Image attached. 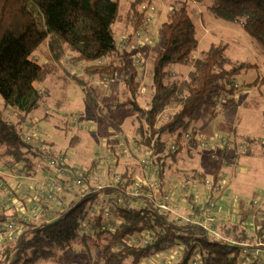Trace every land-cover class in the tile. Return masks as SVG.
<instances>
[{
    "label": "trees",
    "instance_id": "16d2710c",
    "mask_svg": "<svg viewBox=\"0 0 264 264\" xmlns=\"http://www.w3.org/2000/svg\"><path fill=\"white\" fill-rule=\"evenodd\" d=\"M162 1L170 7L161 23L163 41L153 59L151 103L144 107L139 102L142 83L136 77V64L131 53L118 43L115 24L120 23L131 40L145 22L143 5L151 0H0V96L6 108L22 113L17 123L0 113V158L10 166L18 165L19 173L25 176H35L40 168L47 172L57 169L41 183L37 205L31 207L18 196L24 207L21 209L10 199L15 195L14 188L6 197L9 203H1L0 221H14L16 227L0 249V264L67 263L73 258L65 251L74 244L93 251L98 264H149L148 260L166 252H171L175 260L155 264H240L239 254L245 248L250 252L245 250L244 258L264 256V249L252 250V244L245 241L249 230L241 222L245 219L242 212L238 221L220 226L222 238L218 239L204 227L207 221L177 224L155 203L157 196L167 192V168L182 159V153L193 156V152L209 147L197 140L205 106L216 105L224 91L236 89L234 77L251 66L235 62L226 53L228 44L223 41L199 51L197 5L216 18L240 23L264 53V0ZM44 44L48 45L47 59L40 61L38 52ZM65 60L83 68L87 77L71 74ZM174 64L187 67L188 72L173 77ZM59 67L72 76L107 123L112 122L113 111L122 107L137 113L136 144L148 150L149 172H155L161 181L158 191L146 181L137 182V175L128 168L112 173L103 188L88 189L89 170L80 174L73 169L83 182L78 184L71 175H59V169L68 168L67 161L56 165L66 154L47 157L43 148L27 141L23 124L44 103L47 90L43 83L57 75ZM123 69L129 71L123 90L117 87L110 100L100 101L89 80L96 75L110 78ZM67 75L59 76L67 79L64 86L70 79ZM246 139L249 144L257 141L256 137ZM243 152L246 150L241 151L237 141L225 138L215 158L209 200L218 197L225 168L238 165ZM198 174L206 184L205 174ZM135 188L142 194L131 195ZM49 192L54 197L45 204ZM242 203V207L248 206L245 200ZM194 205L201 209L199 203ZM215 205L210 207L206 202L203 206L212 211ZM25 209L30 212L25 213ZM23 215L28 217L25 222L21 220ZM258 219L262 220L253 229L254 238L261 239L264 216ZM19 224H23L22 229L16 230ZM207 224L216 227L217 222L211 218ZM250 264L258 263L253 260Z\"/></svg>",
    "mask_w": 264,
    "mask_h": 264
},
{
    "label": "rangeland",
    "instance_id": "374dc122",
    "mask_svg": "<svg viewBox=\"0 0 264 264\" xmlns=\"http://www.w3.org/2000/svg\"><path fill=\"white\" fill-rule=\"evenodd\" d=\"M151 1L156 6V11L153 21L144 30L140 39L133 35L132 39L128 41L125 28L120 23L115 24L118 43L121 48L123 46L127 52L131 53V58L136 64V77L142 83L139 102L144 107H148L151 103L153 59L163 41L161 23L166 18L170 7L162 0ZM195 18L201 39L199 51L208 48L211 43L223 41L228 44L226 53L235 62H246L251 66L234 77L233 84L238 85L236 89L224 91L216 105L205 106L203 117L198 123L200 126L198 135L211 141L210 145L208 148L193 152V156L182 153L183 158L181 157L182 159L167 168L166 182L169 185L167 193L170 194L172 201L181 208V211L195 221H206L211 214V218L217 222V231L221 229L220 226L225 225L226 221H238L239 210H241V217L245 218L241 222L249 230L248 239L245 241L252 245L258 244L257 241L264 243V233L263 238L259 239L254 238L255 232L253 231L262 220L258 218L264 216V53L258 46V42L248 35L240 23L216 18L208 13L202 5H197ZM47 53L48 45L44 44L38 52L39 60L45 61ZM64 65L71 74L79 73L84 78L87 77L83 68L81 69L68 60H65ZM171 67L174 72L173 77H182L188 72L187 67L179 64H174ZM63 73L67 75L65 69L59 67L57 75H53L43 83V87L47 90L44 103L37 111L28 115V120L23 124L27 129V135L34 138L33 145L43 148L47 157L66 154L68 168L71 171L70 178L73 181L79 178L73 174V169L80 174L89 170V182L86 183L88 189L105 185L111 180L112 173H120L126 168L134 171L137 175V182L146 181L148 183L149 180L156 178L155 172H149V164L145 165V162H149V156L146 154L148 150L136 144V128L139 124L137 113L130 107H122L113 111L110 115L112 122L107 123L100 117L98 110L88 102L83 90L72 76L67 75L70 79L64 86L67 79L63 76L59 77ZM128 75L129 71L123 69L117 71L110 78L108 75L104 76L106 81L99 75L93 76L89 81L99 100L105 102L114 96L117 87L123 90L125 77ZM259 101L262 102L259 103ZM0 113L15 123L22 119V113L6 108L1 96ZM30 121L33 124L31 123L29 128ZM246 137H256L257 141L249 144ZM225 138H229L232 142L237 141L240 150H246L238 165L228 164V167L225 168L227 175H232V173L237 175L239 171L243 173L239 178L241 183H234L238 179L237 177L231 178L229 183H223L218 188L216 192L218 197L215 196V198L219 200L215 198L209 200L207 191H210V182L207 181H211L212 172L216 167L215 158L219 155ZM171 143L172 141H170L169 147ZM249 150L250 152H247ZM19 169L18 165L10 166L0 158V211L3 201L9 203V199L6 197L12 188L15 189V195L10 199H13V203L18 204L21 209L24 207H22V200L18 196L24 197L31 207L32 204L37 205L36 200L39 198L38 189L41 183L57 172L56 167L48 172L40 168L32 177L19 173ZM145 171L148 172L147 175ZM198 173L205 174L206 184L202 182ZM59 175H62L60 169ZM228 195L238 198V202H241L240 204L235 202L237 204L231 206L233 201L231 200L229 214L221 213L220 209L223 210L228 205ZM42 199L44 200V198ZM242 200H245V204L250 202L252 206L247 208L244 205L242 207ZM209 201H217L214 207L216 210L205 209L203 205ZM198 203L201 209L194 205ZM9 212L11 213L12 210ZM29 212V210L25 211V213ZM5 222L7 221H0L2 224ZM22 226L23 224H19L16 230L22 229ZM13 233L6 229L0 230V249L5 239ZM252 245L250 248L256 249V246ZM175 249L177 252L179 251L178 247ZM245 250L250 252L248 248ZM245 250L243 249L239 254L240 264H250L253 260H257L258 264H264L263 254L261 257L256 256L257 258L252 255L244 258ZM65 253L74 260L71 259L63 264H98L94 252L88 251L84 246L74 244L73 248L67 249ZM171 255V252H166L151 258L147 263L172 262L175 258H172ZM41 264L57 263L44 262Z\"/></svg>",
    "mask_w": 264,
    "mask_h": 264
},
{
    "label": "built area",
    "instance_id": "2783aa9c",
    "mask_svg": "<svg viewBox=\"0 0 264 264\" xmlns=\"http://www.w3.org/2000/svg\"><path fill=\"white\" fill-rule=\"evenodd\" d=\"M143 10L146 14V17H145V22L142 26V28L140 30H138L136 36L140 39V37L143 35L144 33V30L147 29L149 27V24L153 21V16L155 14V11H156V6L152 3H146L143 5ZM238 86V85H236ZM186 137H190V134L187 133L186 134ZM197 140H199L202 145L204 146H209L210 145V142L211 141H207L206 139H203L201 138L198 134H197ZM27 141L29 142H33L34 141V138L32 136H28L27 137ZM67 157L65 158H62L56 165H61V164H64L65 161H66ZM146 164H148V161L145 162ZM145 164V165H146ZM151 167V165H150ZM61 174L62 175H70L71 174V171L67 168V169H63L61 170ZM78 184H82V180L81 179H78L75 180ZM207 182H210V181H207ZM56 183V182H55ZM148 183L150 184V186L152 188H154L156 191H158L160 188H161V181L156 177L152 180H149ZM50 184V183H49ZM58 185H56L57 187ZM99 187H102V186H99ZM131 195L133 196H139L142 194L141 190L138 189V188H135L132 190V192H130ZM47 199L45 201V204L48 203V198H53L54 197V194L52 192H49L47 195ZM155 203H156V206L159 208L160 212L164 215H170V216H173L174 219H175V222L177 224H184L186 223L187 221H192L194 222L195 220L194 219H191L188 215H186L185 213H183L180 209V207L175 204L171 197H170V194L169 193H164L162 195H159L156 197V200H155ZM131 204V203H130ZM208 205L210 207L214 206V202L213 201H210L208 202ZM107 215H110L111 212L107 210L106 212ZM23 222L27 221L28 220V217L26 215H23L22 216V219H21ZM207 222L211 221V214L208 216V219L206 220ZM204 223V227L207 229V231L212 235V236H215L216 238L218 239H221L222 236H221V233L219 231H217L216 227H212V226H209L208 224ZM15 227H16V223L14 221H7L5 223H0V230H3V229H6L8 231H11L12 233L15 232ZM224 241V239L222 240ZM258 247H256V251L259 252L260 250L264 249V243L260 242L257 244ZM262 248V249H261Z\"/></svg>",
    "mask_w": 264,
    "mask_h": 264
},
{
    "label": "crops",
    "instance_id": "0c3cea01",
    "mask_svg": "<svg viewBox=\"0 0 264 264\" xmlns=\"http://www.w3.org/2000/svg\"><path fill=\"white\" fill-rule=\"evenodd\" d=\"M147 173H148V172L145 171V174H146V175H147ZM241 174H243V173H240V171H239V172H237V175H234L233 173H232V175H227V172L224 171L223 175H224L225 178H223L224 180H223L222 183H229V180H230L231 178L233 179V178H235V177H237L238 179H236V182H234V183H241V181L239 180ZM244 174H245V173H244ZM149 179H150V178H149ZM232 183H233V180H232ZM86 186H87V185H86ZM99 186H102V187H99ZM99 186H98L97 189L103 188V185H99ZM232 193H233V191H232ZM237 196H238V195H237ZM235 198H236V197L233 198L232 195H228V198H227V199H228V200H227V201H228V205H227L223 210H222V208H221V209H220V210H221L220 212H221V213L225 212V213L229 214V212L231 211V207H230V204H229V203H231V200H233L232 203H231V206L236 205L237 203H235V202H238V200H237L238 198H236V199H235ZM234 199H235V200H234ZM222 200L224 201V200H226V199H222ZM240 202H241V201H239L238 203L240 204ZM247 202H248V201H247ZM253 202H254V201H253ZM239 204H238V207H239ZM251 206H252V205H251L250 203H248V206H245V207L248 208V207H251ZM245 207H244V208H245ZM180 209H181V208H180ZM23 211H24V210H23ZM217 211H218V210H217ZM240 211H241V210H239V212H240ZM232 222H234V221L231 220L230 223H232Z\"/></svg>",
    "mask_w": 264,
    "mask_h": 264
}]
</instances>
